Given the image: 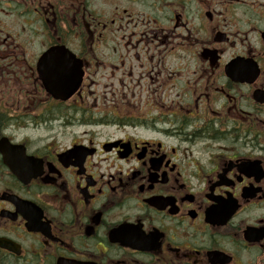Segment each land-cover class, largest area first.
Instances as JSON below:
<instances>
[{
	"label": "flooded vegetation",
	"instance_id": "af4514ba",
	"mask_svg": "<svg viewBox=\"0 0 264 264\" xmlns=\"http://www.w3.org/2000/svg\"><path fill=\"white\" fill-rule=\"evenodd\" d=\"M0 264H264V0H0Z\"/></svg>",
	"mask_w": 264,
	"mask_h": 264
},
{
	"label": "rangeland",
	"instance_id": "374dc122",
	"mask_svg": "<svg viewBox=\"0 0 264 264\" xmlns=\"http://www.w3.org/2000/svg\"><path fill=\"white\" fill-rule=\"evenodd\" d=\"M76 130V129H75ZM78 130H79V128H78Z\"/></svg>",
	"mask_w": 264,
	"mask_h": 264
}]
</instances>
